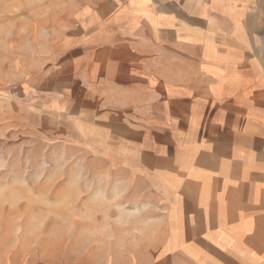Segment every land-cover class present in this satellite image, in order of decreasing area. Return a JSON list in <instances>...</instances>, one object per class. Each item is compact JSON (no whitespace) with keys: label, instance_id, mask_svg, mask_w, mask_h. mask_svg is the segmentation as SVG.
I'll return each instance as SVG.
<instances>
[{"label":"crops","instance_id":"1","mask_svg":"<svg viewBox=\"0 0 264 264\" xmlns=\"http://www.w3.org/2000/svg\"><path fill=\"white\" fill-rule=\"evenodd\" d=\"M82 3L28 50L30 130L140 197L132 264H264V0Z\"/></svg>","mask_w":264,"mask_h":264},{"label":"rangeland","instance_id":"2","mask_svg":"<svg viewBox=\"0 0 264 264\" xmlns=\"http://www.w3.org/2000/svg\"><path fill=\"white\" fill-rule=\"evenodd\" d=\"M82 1L0 0V264H132L147 247L140 197L29 127L28 50Z\"/></svg>","mask_w":264,"mask_h":264}]
</instances>
